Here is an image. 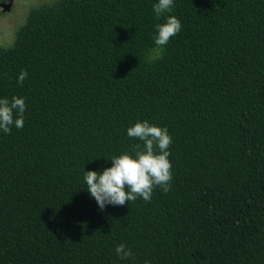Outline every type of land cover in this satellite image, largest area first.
I'll return each instance as SVG.
<instances>
[{
	"label": "trees",
	"instance_id": "16d2710c",
	"mask_svg": "<svg viewBox=\"0 0 264 264\" xmlns=\"http://www.w3.org/2000/svg\"><path fill=\"white\" fill-rule=\"evenodd\" d=\"M157 2L56 0L0 46V98L26 105L0 130V264H264V0ZM144 120L172 137L170 190L101 210L84 171Z\"/></svg>",
	"mask_w": 264,
	"mask_h": 264
},
{
	"label": "clouds",
	"instance_id": "9594fccd",
	"mask_svg": "<svg viewBox=\"0 0 264 264\" xmlns=\"http://www.w3.org/2000/svg\"><path fill=\"white\" fill-rule=\"evenodd\" d=\"M173 7L174 0H158L153 4V11L160 17ZM155 28V44L162 48L181 31L182 24L176 16L169 15L166 22L156 24ZM26 77L27 72L22 69L17 83L22 84ZM25 110L23 97L0 98V130L8 134L12 126L22 129ZM127 135L142 142V145H133L134 155L125 152L111 157V167L102 172L84 171L87 191L101 210L108 204L123 206L129 201H136L138 197L150 202L155 188H160L164 193L170 190L172 173L168 157L172 137L167 128L150 124L147 120L137 121L127 128ZM115 252L121 259H134L131 249L123 243L115 247Z\"/></svg>",
	"mask_w": 264,
	"mask_h": 264
},
{
	"label": "rangeland",
	"instance_id": "374dc122",
	"mask_svg": "<svg viewBox=\"0 0 264 264\" xmlns=\"http://www.w3.org/2000/svg\"><path fill=\"white\" fill-rule=\"evenodd\" d=\"M56 0H13L11 11L0 14V46L14 43L17 31L26 22L31 9L43 4H51Z\"/></svg>",
	"mask_w": 264,
	"mask_h": 264
},
{
	"label": "flooded vegetation",
	"instance_id": "af4514ba",
	"mask_svg": "<svg viewBox=\"0 0 264 264\" xmlns=\"http://www.w3.org/2000/svg\"><path fill=\"white\" fill-rule=\"evenodd\" d=\"M10 0H0V3H7V2H9ZM13 2V1H12ZM12 6V3H11V5H10V7H9V9H7V10H3V8H2V6H0V14H5V13H8V12H10L11 11V7Z\"/></svg>",
	"mask_w": 264,
	"mask_h": 264
},
{
	"label": "water",
	"instance_id": "95a60500",
	"mask_svg": "<svg viewBox=\"0 0 264 264\" xmlns=\"http://www.w3.org/2000/svg\"><path fill=\"white\" fill-rule=\"evenodd\" d=\"M12 1H13V0H10V1L7 2V3H0V6H2L3 10L5 11V10L9 9V7H10Z\"/></svg>",
	"mask_w": 264,
	"mask_h": 264
}]
</instances>
